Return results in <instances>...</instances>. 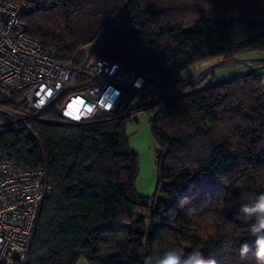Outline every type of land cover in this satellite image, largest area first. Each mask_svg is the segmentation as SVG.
Returning a JSON list of instances; mask_svg holds the SVG:
<instances>
[{"label": "trees", "instance_id": "trees-1", "mask_svg": "<svg viewBox=\"0 0 264 264\" xmlns=\"http://www.w3.org/2000/svg\"><path fill=\"white\" fill-rule=\"evenodd\" d=\"M24 21L60 61L95 44L93 56L158 80L167 94L83 122L64 120L52 106L0 130V156L44 168L52 186L19 264H77L81 257L145 264L176 246L201 249L217 264H254L251 221L238 210L241 197L264 192V74L183 79L181 72L214 57L264 51V0H66L33 9ZM138 109L155 111L153 196L137 191L139 161L128 142L127 123ZM245 242L252 251L242 257Z\"/></svg>", "mask_w": 264, "mask_h": 264}, {"label": "built area", "instance_id": "built-area-1", "mask_svg": "<svg viewBox=\"0 0 264 264\" xmlns=\"http://www.w3.org/2000/svg\"><path fill=\"white\" fill-rule=\"evenodd\" d=\"M66 0H0V130L27 124L55 107L67 121L107 118L137 99L161 101L167 91L158 80L107 57L60 61L27 33L24 17L33 9L59 8ZM15 99V106L6 102ZM52 193L44 168H22L0 156V264L26 261L40 206Z\"/></svg>", "mask_w": 264, "mask_h": 264}, {"label": "rangeland", "instance_id": "rangeland-1", "mask_svg": "<svg viewBox=\"0 0 264 264\" xmlns=\"http://www.w3.org/2000/svg\"><path fill=\"white\" fill-rule=\"evenodd\" d=\"M92 46L93 45L85 46L81 50H90ZM239 56L252 59L264 58V51L252 50L244 52L231 59H225L223 57V59L220 60L221 56L214 57V59L212 58V60L209 61V64L213 65L208 68L205 67L206 69H202V71L198 73V76L207 74L210 76V74H215L216 71L224 69H227L228 71H238L236 70L237 67H244V69L257 71V73H262L264 71V60L238 59ZM193 76L192 68L185 69L181 72V77L183 79L191 78ZM136 103H138L137 99L132 102V106ZM154 115L155 111L152 112L146 109L135 110L132 113L126 128L130 148L136 153L139 161V172L136 180L137 191L145 196H153L158 187L157 144L153 138L150 124ZM6 120L7 116L0 112V122L3 123ZM77 264H89V262L85 257H81Z\"/></svg>", "mask_w": 264, "mask_h": 264}, {"label": "clouds", "instance_id": "clouds-1", "mask_svg": "<svg viewBox=\"0 0 264 264\" xmlns=\"http://www.w3.org/2000/svg\"><path fill=\"white\" fill-rule=\"evenodd\" d=\"M188 200V197H183L179 206L183 208ZM193 211L194 209L189 208L187 214L191 215ZM238 216L245 221H251L248 227L250 235L254 238V264H264V192H260L248 201H244L241 197ZM250 251L252 249L248 243L240 245L242 257H246ZM145 264H217V261L212 257H206L201 249L188 251L183 247L176 246L147 257Z\"/></svg>", "mask_w": 264, "mask_h": 264}, {"label": "crops", "instance_id": "crops-1", "mask_svg": "<svg viewBox=\"0 0 264 264\" xmlns=\"http://www.w3.org/2000/svg\"><path fill=\"white\" fill-rule=\"evenodd\" d=\"M242 56V55H241ZM214 59V58H213ZM223 59V57H221L220 58V60H222ZM238 59H249V60H264V58H244V57H240L239 56V58ZM212 59H209V60H206V61H204V62H202V63H199V64H197V65H195V66H192V67H190V68H192V71H193V75H194V77L195 76H198V73L200 72V71H202V69H204L205 67L206 68H208L209 66H211V65H213V64H209V61H211ZM219 60V61H220ZM218 62V61H217ZM216 62V63H217ZM208 65V66H207ZM205 68V69H206ZM236 70H238V71H228L227 69H224V70H221V71H216L215 72V76H216V78L217 79H225V78H228V77H230V76H233V75H236V74H239V73H242V72H245V71H247V70H250V69H244V67H237L236 68ZM257 72V71H256ZM261 74H264V71L261 73Z\"/></svg>", "mask_w": 264, "mask_h": 264}, {"label": "water", "instance_id": "water-1", "mask_svg": "<svg viewBox=\"0 0 264 264\" xmlns=\"http://www.w3.org/2000/svg\"><path fill=\"white\" fill-rule=\"evenodd\" d=\"M95 45V44H94Z\"/></svg>", "mask_w": 264, "mask_h": 264}]
</instances>
